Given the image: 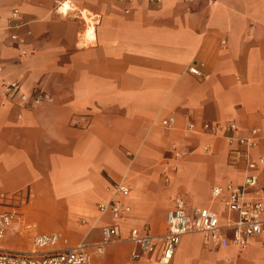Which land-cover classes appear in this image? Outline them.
I'll return each mask as SVG.
<instances>
[{
  "label": "crops",
  "instance_id": "1",
  "mask_svg": "<svg viewBox=\"0 0 264 264\" xmlns=\"http://www.w3.org/2000/svg\"><path fill=\"white\" fill-rule=\"evenodd\" d=\"M0 64V195L27 198L21 223L78 245L117 222L120 240L93 250V263L159 264L133 261L138 244L124 238L131 228L163 233L176 195L217 208L223 222L237 218L212 188L241 182L244 163H230L224 135L186 127L256 129L253 155L264 156V0H0ZM3 79L51 98L22 108L3 95ZM174 144L197 149L166 181ZM117 182L128 196L115 194ZM113 197L131 207L118 220L98 209ZM203 239L184 235L169 264H224L226 255L264 264V233L240 249Z\"/></svg>",
  "mask_w": 264,
  "mask_h": 264
},
{
  "label": "built area",
  "instance_id": "2",
  "mask_svg": "<svg viewBox=\"0 0 264 264\" xmlns=\"http://www.w3.org/2000/svg\"><path fill=\"white\" fill-rule=\"evenodd\" d=\"M133 2L134 0H128ZM161 3L162 0H150ZM130 11L129 8L126 9ZM19 10L15 9V13ZM16 35H12L16 39ZM3 65L0 64V73ZM190 71L199 74L196 66H191ZM3 95L17 100L22 108H32L43 104L51 98V94L44 90L34 92L26 91L18 81L3 79ZM77 123V120H74ZM164 129L168 130L172 124L169 119L162 120ZM240 127L236 122L228 124L212 123L208 121L197 124L190 122L187 132L202 133L207 136L224 135L229 144V161L238 166L244 163V177L241 182H227L224 185H216L212 188V196L218 199L222 205L237 218H229L225 222L221 220L220 211L217 208L198 206L189 203L183 196L176 195L166 214V229L161 234H154L148 230L131 228L125 240H131L138 244V249L133 251V261L144 260L169 264L174 258L181 239L192 232H202L204 243L217 247H226L230 243L240 248H245L252 236L264 233V185L260 183V170L264 167V156L253 155V149L258 144L257 130L252 129L249 134L239 135ZM204 151H209L211 144L206 142ZM197 147L188 145H173L170 162L164 165L166 181L170 180V174L179 168V161L190 156ZM114 192L126 197L130 194V187L123 182L114 184ZM5 201L4 209L0 210V264H94L93 247L102 252L105 246L120 240L121 228L117 222L105 224L102 227V238L95 244L80 243L71 245L60 244V234L56 232H38L30 224H23L21 212L16 204L18 198L1 195ZM2 204V203H0ZM102 214H111L114 220L120 219L131 210L123 198L113 197L98 205ZM24 234L25 231L33 232L29 237L26 247L9 248L1 245V241L10 231ZM264 246V240H263ZM224 264H233L232 256L226 255Z\"/></svg>",
  "mask_w": 264,
  "mask_h": 264
},
{
  "label": "rangeland",
  "instance_id": "3",
  "mask_svg": "<svg viewBox=\"0 0 264 264\" xmlns=\"http://www.w3.org/2000/svg\"><path fill=\"white\" fill-rule=\"evenodd\" d=\"M2 195H4V194H2ZM12 196L18 198V201L16 204H19L18 205L19 207H20V205L25 204L27 201V198H25V201L21 202L22 199H21V196L19 194H14ZM12 196H8V197H12ZM0 203H2V204H0V210H1L4 208V206H2V205H4V203H5V201L3 199L1 200V197H0ZM19 211L21 212V215H23V212L21 211V209H19ZM33 229H34V227H33ZM28 236H30L29 230L25 231L24 234H21V233L15 231V232L11 233L4 241L2 240L1 245L5 246V247H7L6 245H8L11 248L20 247V246L26 247L28 245V243H27ZM92 249L96 250L97 252H100L95 247ZM95 257H96V255H95Z\"/></svg>",
  "mask_w": 264,
  "mask_h": 264
},
{
  "label": "bare ground",
  "instance_id": "4",
  "mask_svg": "<svg viewBox=\"0 0 264 264\" xmlns=\"http://www.w3.org/2000/svg\"><path fill=\"white\" fill-rule=\"evenodd\" d=\"M1 161V160H0ZM108 214V213H107ZM100 216V215H99ZM102 216V215H101ZM107 219V218H106ZM103 220H105V219H103ZM106 221V220H105ZM107 222V221H106ZM102 252H103V250H102Z\"/></svg>",
  "mask_w": 264,
  "mask_h": 264
}]
</instances>
